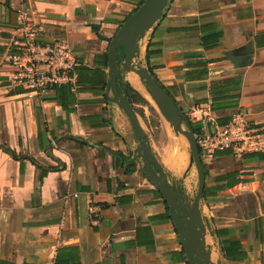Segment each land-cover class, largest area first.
<instances>
[{"label": "crops", "instance_id": "obj_1", "mask_svg": "<svg viewBox=\"0 0 264 264\" xmlns=\"http://www.w3.org/2000/svg\"><path fill=\"white\" fill-rule=\"evenodd\" d=\"M141 2L0 0V264H189L167 203L143 171L128 116L106 86L93 85L99 70L109 79V43L92 27L114 37ZM19 9L45 42L69 41L83 69L79 89L40 96L9 86L4 58ZM248 43V53L228 56ZM149 44L154 77L186 115L207 103L218 126L241 113L264 133V0H169L142 42L144 55ZM127 73L139 91L136 73ZM175 135L164 151L151 143L153 154L169 185L195 198L191 147ZM259 152L228 150L205 161L206 185L221 188L200 205L216 264H264ZM91 204L101 207L97 222Z\"/></svg>", "mask_w": 264, "mask_h": 264}, {"label": "water", "instance_id": "obj_2", "mask_svg": "<svg viewBox=\"0 0 264 264\" xmlns=\"http://www.w3.org/2000/svg\"><path fill=\"white\" fill-rule=\"evenodd\" d=\"M169 0H145L140 8L122 24L111 40L108 50L109 79L106 85V96L110 102L117 104L128 116L140 141L138 157L143 162V171L147 178L157 187L165 202L168 212L179 232L189 264H216L212 261L213 245L207 244L209 228L202 216L201 200L206 188L205 163L197 145L195 132L186 125V113L175 99L154 78L149 68L143 65V45L147 33L155 26L168 7ZM252 43L239 50H231L228 56L240 51L248 53ZM126 71L136 73L148 94L157 105L162 116L169 122L176 134L184 136L191 147V163L198 171L199 186L195 198L185 194L181 186H170L163 167L153 154L150 137L143 127L135 109L129 100L118 90L117 80L120 76L119 60ZM156 166L158 172L155 170Z\"/></svg>", "mask_w": 264, "mask_h": 264}, {"label": "built area", "instance_id": "obj_3", "mask_svg": "<svg viewBox=\"0 0 264 264\" xmlns=\"http://www.w3.org/2000/svg\"><path fill=\"white\" fill-rule=\"evenodd\" d=\"M4 59L11 68L10 87H22L40 96L62 85H69L72 91L79 89L77 68L81 61L69 41L42 40L35 20L25 9L17 12L14 36ZM187 117L197 126L196 141L204 161L224 150L239 155L264 151V133L241 113L234 114L223 127L216 124L207 103L194 106ZM90 216L97 222L101 207L91 204Z\"/></svg>", "mask_w": 264, "mask_h": 264}, {"label": "trees", "instance_id": "obj_4", "mask_svg": "<svg viewBox=\"0 0 264 264\" xmlns=\"http://www.w3.org/2000/svg\"><path fill=\"white\" fill-rule=\"evenodd\" d=\"M144 1L145 0H142L140 6L143 4ZM140 6L135 9V12L140 8ZM135 12H132L130 15H128L126 17V19H128ZM125 20L123 21V23L125 22ZM122 24H121V26H122ZM92 28H93V30H95L97 32V34H98L100 39L107 40L109 44H110L111 40L115 37V36L112 37V38L105 37L101 33L99 26H93ZM152 53L153 52L150 50V44H149L148 48H147V51H146V55H145V62L147 64V67L149 68L152 76L154 77V67H153L152 61H151ZM104 67H108V53H106L104 55ZM82 70L83 69L80 68V66L77 68L79 87L83 83L82 79H81L82 78V76H81ZM120 72H121V74H120V76L118 77V80H117L118 90L124 97H126L129 100V102L132 104L133 108L135 109L134 105L138 104L140 102L148 103V100L138 90H136L128 81L125 80V77H124L123 72H122L121 69H120ZM106 81H107V76H106L105 72L102 71V70H99V71H97L96 77L93 80V85L96 86V87L105 88L106 83H107ZM56 89H57V91H59V92H61L63 94L70 95L71 87L69 85L58 86V87L55 88V90ZM185 122H186V126L188 128L192 129L194 132H197L196 124L190 122L188 117H186ZM225 151H228V150L217 152V154L215 156H217L218 154H220L222 152H225ZM260 153L261 152H250V153H247L245 155H247L248 157H254L255 155H260ZM202 160L205 163L203 158H202ZM129 164L133 167V169L136 168V161L135 160H132L131 162L129 160ZM47 168H48V170L53 169L52 167H47ZM154 168H156V166H154ZM205 174H206V180H207L210 177V173H209V170L207 168L206 163H205ZM42 177H43V175H42ZM236 183H237V181H233V182H231L230 186L236 185ZM220 189H221L220 187L213 188V187H210V186L206 185L203 198L208 199L209 197L217 195L218 191ZM216 233L218 235L220 234L219 231H217ZM223 250H224V246H223Z\"/></svg>", "mask_w": 264, "mask_h": 264}, {"label": "rangeland", "instance_id": "obj_5", "mask_svg": "<svg viewBox=\"0 0 264 264\" xmlns=\"http://www.w3.org/2000/svg\"><path fill=\"white\" fill-rule=\"evenodd\" d=\"M142 60L144 62L143 65L147 66L145 62V55L143 56ZM122 61H123V56H121L119 60V65L123 72V75L127 76L128 73L122 64ZM139 92L148 100V103L140 102L138 104H135L134 107L136 113L143 127L147 131L150 139L152 140L151 143L155 145L156 149L158 150L162 149V151H164L166 150V148H168V144L170 143V141L175 140V137L173 138V136H176L175 135L176 133L169 124V122L162 116V114L160 113L157 105L154 103L152 98H149L145 93H143L140 90ZM169 127H171L172 129L171 130L172 134L171 132H169ZM185 128L188 129L186 125ZM179 136H181L180 138H182V140L185 141L187 145H189L188 140L184 136L182 135Z\"/></svg>", "mask_w": 264, "mask_h": 264}, {"label": "bare ground", "instance_id": "obj_6", "mask_svg": "<svg viewBox=\"0 0 264 264\" xmlns=\"http://www.w3.org/2000/svg\"><path fill=\"white\" fill-rule=\"evenodd\" d=\"M131 80H132L133 85L137 89H139L140 91H142L143 93H145L149 98H151L150 95L148 94L145 86L143 85V83L141 82V80H140V78H139V76L137 74H135L134 76H132Z\"/></svg>", "mask_w": 264, "mask_h": 264}]
</instances>
